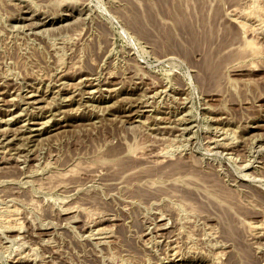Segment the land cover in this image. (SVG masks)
<instances>
[{
	"label": "rangeland",
	"instance_id": "rangeland-1",
	"mask_svg": "<svg viewBox=\"0 0 264 264\" xmlns=\"http://www.w3.org/2000/svg\"><path fill=\"white\" fill-rule=\"evenodd\" d=\"M158 1L0 0V264H264V0Z\"/></svg>",
	"mask_w": 264,
	"mask_h": 264
},
{
	"label": "bare ground",
	"instance_id": "bare-ground-1",
	"mask_svg": "<svg viewBox=\"0 0 264 264\" xmlns=\"http://www.w3.org/2000/svg\"><path fill=\"white\" fill-rule=\"evenodd\" d=\"M165 1V0H164ZM168 1V0H167ZM173 1V0H172ZM153 2V1H152ZM157 2V1H156ZM158 2H160V0L158 1ZM168 2H170V0L168 1ZM155 3V2H154ZM162 3V2H161ZM164 3V2H163ZM165 3H166V1H165ZM158 4V3H157ZM170 4H171V2L169 3V6H170ZM160 5V4H159ZM159 5H158V8H159ZM165 5H167V3L165 4ZM164 5V6H165ZM174 5H176L175 7V9H177V6H178V8L180 7L179 5H177V4H173V7H174ZM142 6V5H141ZM154 6V5H153ZM168 6V7H169ZM139 7V6H138ZM143 7V6H142ZM148 7V6H147ZM163 7V6H162ZM168 7H166L165 9L167 10V8ZM181 8V7H180ZM147 9V8H146ZM160 9H161V5H160ZM164 8H162V10H163ZM148 10V9H147ZM147 10H145V12H148ZM154 10V9H153ZM171 10V9H170ZM174 10V9H173ZM172 10V11H173ZM181 10V9H180ZM179 10V11H180ZM143 11H144V8H143ZM152 11V10H151ZM155 12L156 11H158V10H154ZM172 11H170V12H172ZM176 11H178V9L176 10ZM178 11V12H179ZM158 12H161V10L160 11H158ZM174 12V11H173ZM172 12V13H173ZM125 13V12H124ZM149 13V12H148ZM150 13H152V12H150ZM164 13H166V11L164 12ZM168 13V12H167ZM136 14V13H135ZM138 14V13H137ZM136 14V15H137ZM141 14V13H140ZM155 14V13H154ZM161 14V13H160ZM170 14V13H169ZM174 14V13H173ZM176 15H178L179 13H175ZM174 14V15H175ZM142 15V14H141ZM144 15H146V14H144ZM148 15V14H147ZM146 15V17L148 18V16ZM162 15V14H161ZM138 16V15H137ZM136 17V16H135ZM141 17H143V15L141 16ZM146 17H145V19H146ZM150 17H151V19H152V14L150 15ZM154 17V16H153ZM136 18H138L139 19V16L138 17H136ZM176 18V17H175ZM141 19V18H140ZM150 19V18H149ZM150 19V20H151ZM134 20H136V19H134ZM133 20V21H134ZM142 20V19H141ZM147 20V19H146ZM177 20V19H176ZM129 21V20H128ZM143 21V20H142ZM148 21V20H147ZM147 21H145V22H147ZM152 21V20H151ZM136 22H137V20H136ZM139 22V21H138ZM144 22V21H143ZM159 22V21H158ZM158 22H157V24H158ZM181 22V21H180ZM134 23V22H133ZM132 23V24H133ZM182 23V22H181ZM191 23V22H190ZM143 24V23H142ZM147 24V23H146ZM178 24H180V23H178ZM130 25V24H129ZM156 25V24H155ZM188 25V24H187ZM142 26V25H141ZM164 26V25H163ZM156 27V26H155ZM160 27V26H159ZM158 27V28H159ZM192 27V26H191ZM190 27V28H191ZM203 27H204V25H203ZM138 28V27H137ZM166 28V27H165ZM164 28V29H165ZM177 28V27H176ZM162 29V28H161ZM160 29V30H161ZM170 29V28H169ZM182 29V28H181ZM188 29V28H187ZM193 29V28H192ZM203 29V28H202ZM151 30V29H150ZM149 30V31H150ZM168 30V29H167ZM184 30V29H183ZM191 30V29H190ZM190 30H189V34H190ZM162 31H164L163 29H162ZM161 31V32H162ZM148 32V31H147ZM155 32V31H154ZM187 32V31H186ZM167 33V32H166ZM204 33H206L205 31H204ZM154 34V33H153ZM203 34V33H202ZM207 34H210V32L209 33H207ZM206 34V35H207ZM212 34V33H211ZM155 35V34H154ZM164 35V34H163ZM163 35H161V36H163ZM167 35V34H166ZM165 35V36H166ZM169 35H171L170 34V32H169ZM158 36V35H157ZM164 36V37H165ZM189 36V35H188ZM191 36H192V34H191ZM211 36V35H210ZM159 37V36H158ZM169 37V36H168ZM170 37H172V36H170ZM175 37V36H174ZM194 37V36H193ZM161 38V37H160ZM188 38V37H187ZM235 38V37H234ZM165 39V38H164ZM169 39V38H168ZM168 39H167V41H168ZM171 39V38H170ZM175 39V38H174ZM189 39H190V37H189ZM192 40V39H191ZM194 40V39H193ZM163 41V40H162ZM176 41V40H175ZM195 41V40H194ZM193 41V42H194ZM156 42V41H155ZM154 42V43H155ZM158 42V41H157ZM171 41H168V43H170ZM190 42V41H189ZM192 42V43H193ZM166 43V42H165ZM175 43V42H174ZM183 43H185V42H183ZM192 43H190V45H192V47H195V46H193V44ZM158 44V43H157ZM160 44V43H159ZM186 44V43H185ZM164 45V44H163ZM196 45V44H195ZM199 45V44H198ZM172 46V45H171ZM174 47H176V46H174ZM173 47V48H174ZM187 47V46H186ZM191 47V48H192ZM201 47V46H200ZM195 48H197L198 49V47H197V45H196V47ZM202 48H204V45H203V47ZM208 49V48H207ZM165 50V49H164ZM205 50V49H204ZM212 50V49H211ZM200 51V50H199ZM207 52V51H206ZM205 52V53H206ZM208 52H210V50H208ZM207 52V53H208ZM193 53V52H192ZM204 53V52H203ZM205 53L203 54V55H205ZM211 53H212V51H211ZM184 54V53H183ZM208 55V54H207ZM214 56V55H213ZM213 56H211V57H213ZM207 59L208 60V63H209V60L211 59L210 58V56L208 55V56H204V59ZM214 58V57H213ZM201 59H203V57L201 58ZM214 60V59H213ZM211 61H212V59L210 60V64H209V66H211L210 68H213L212 66V63H211ZM195 62V61H194ZM204 62V64H208L207 63V61L205 60V61H203ZM202 62V63H203ZM213 62V61H212ZM215 63H217V62H215ZM214 65H217V64H214ZM198 66V65H197ZM204 66V65H203ZM208 66V65H207ZM207 66H206V68H207ZM218 67V66H217ZM203 68V67H202ZM209 69V68H208ZM215 69V68H214ZM214 69H212V71L214 70ZM204 70V69H203ZM206 70V69H205ZM216 70H218V68L216 69ZM216 70H215V73H216ZM197 71V70H196ZM212 71H210V72H212ZM204 72V71H203ZM207 72H208V70H207ZM200 73H201V69H200ZM209 74V73H208ZM210 74H212V73H210ZM214 75V77H215V74H213ZM212 76V75H211ZM203 78V77H202ZM211 78V77H210ZM216 78V77H215ZM208 79V78H207ZM214 79V78H213ZM212 81V80H211ZM207 83H208V81H207ZM183 129V128H182ZM226 144V143H225ZM118 147V146H117ZM111 150V149H110ZM117 150V149H116ZM112 151H113V149H112ZM112 151H111V153H112ZM109 153V152H108ZM115 154V156H117L116 154H119L118 153V151L116 152V153H114ZM114 154L112 155L113 157H115L114 156ZM106 156V155H105ZM111 156V157H112ZM112 157V158H113ZM121 158V157H120ZM123 158V157H122ZM134 158V157H133ZM132 158V156L131 157H127V158H125V160H123V159H118V161H117V163H116V165H115V169L114 170H111L110 169V166H109V169L111 170V172H108L109 174H110V176H115V177H118V176H122L123 177V179H124V177H126L125 178V180L127 179L128 181H129V179L131 180V179H135V178H137L140 174H150V175H153V176H156V177H158V178H162V177H164V176H166L165 178H167V176H169V175H175L176 177H178V178H182V179H184V178H194V179H196V177L195 176H197V175H192V174H190L189 172H185L186 170L184 169V168H186V167H182V168H179V167H181L180 166V164L182 163V162H184L185 163V161H182L181 163H179L178 161L175 163V168H173V166H172V164H171V167H170V165H169V167L170 168H167V169H165V167H161V165L157 168V170H155V172H153V171H151V170H153V169H149V170H147L146 169V171L147 172H145V170L144 171H142L140 168L138 169V170H136V167H137V160L136 159H133ZM138 158V157H137ZM117 160V159H116ZM115 161V160H114ZM113 161V163L115 164V162ZM111 164V163H110ZM187 164V163H186ZM156 165V164H155ZM157 165H159V164H157ZM166 165V164H165ZM181 165H183V163L181 164ZM188 165V164H187ZM190 165V164H189ZM153 166V165H152ZM163 166V165H162ZM177 166H179L178 168H177ZM113 167V165H111V168ZM148 167V166H147ZM154 167V166H153ZM142 168V167H141ZM190 168V167H189ZM144 169V168H143ZM196 169V168H195ZM200 171V170H199ZM195 172V171H194ZM108 174V175H109ZM149 175V176H150ZM204 176V175H203ZM202 176V177H203ZM170 177V176H169ZM168 177V178H169ZM172 177V176H171ZM170 177V178H171ZM201 177V176H200ZM206 177V176H205ZM181 179V180H182ZM198 179V178H197ZM126 180V181H127ZM187 180V179H186ZM188 180H191V179H188ZM185 181V180H184ZM187 182V181H186ZM203 182H204V179H203ZM210 182V181H209ZM185 183V182H184ZM190 183V182H189ZM192 183V182H191ZM194 183H196V182H194ZM212 183V182H211ZM186 184V183H185ZM188 185H190V184H188ZM210 185V184H209ZM138 188V187H137ZM140 188V187H139ZM159 188V187H158ZM174 188V190H175V188L176 187H173ZM182 189V188H181ZM137 190V189H136ZM145 192H143V190H142V192H143V194H146L145 195V197H144V195H141V196H143V198H146V197H149V196H154L152 193H151V191H147V190H144ZM155 192H158V191H156V190H154ZM167 191V190H166ZM176 191V190H175ZM178 191V190H177ZM190 191V190H189ZM153 192V191H152ZM160 192V191H159ZM161 192H162V190H161ZM164 192V191H163ZM172 192H174V191H172ZM180 192H183V191H180ZM213 192V191H212ZM184 193V192H183ZM188 193H190V192H188ZM215 193V192H214ZM142 194V193H141ZM158 194V193H157ZM186 194V193H185ZM185 194H182V196L185 198V199H187L188 200V198H186V196H185ZM139 197V196H138ZM142 198V199H143ZM141 199V198H140ZM209 204H211L210 202H209ZM246 212H248V211H246ZM221 214V213H220ZM231 214H229V212H227V211H222V222H224V221H229L230 220V218H231ZM220 218H221V216H220ZM221 220V219H220ZM230 227V226H229ZM233 231H231V233H232ZM233 234H234V232H233ZM240 234V233H239ZM255 262V260L254 259H249V260H246V264H255L254 263Z\"/></svg>",
	"mask_w": 264,
	"mask_h": 264
}]
</instances>
